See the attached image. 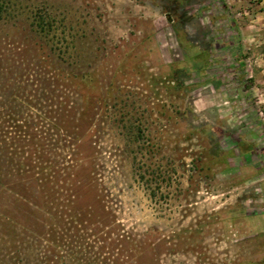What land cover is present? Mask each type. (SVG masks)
Instances as JSON below:
<instances>
[{"label": "rangeland", "instance_id": "1", "mask_svg": "<svg viewBox=\"0 0 264 264\" xmlns=\"http://www.w3.org/2000/svg\"><path fill=\"white\" fill-rule=\"evenodd\" d=\"M60 1L88 20L79 53L96 82L85 80L81 93L95 119L81 156L99 193L84 190L74 206L97 219L53 224V243L26 237L17 254L3 252L7 259L264 264V0ZM200 50L210 61L198 73ZM130 119L142 124L145 145L128 141L121 120ZM238 140L254 147L250 156L239 154ZM139 168L158 172L154 197ZM63 211L69 221L73 210Z\"/></svg>", "mask_w": 264, "mask_h": 264}, {"label": "trees", "instance_id": "2", "mask_svg": "<svg viewBox=\"0 0 264 264\" xmlns=\"http://www.w3.org/2000/svg\"><path fill=\"white\" fill-rule=\"evenodd\" d=\"M87 27L81 8L73 10L60 0H0V264H15L3 252L17 254L26 237L53 243V224L65 222L78 228L86 217L97 219L74 206L84 190L94 188L99 193L93 183L96 171L84 169L90 159L81 156L82 145H92L89 130L95 119L87 115L81 93L85 80L96 82L95 74L88 78L83 73L79 53L81 43L89 38ZM177 39L182 46L188 43L182 31H177ZM193 58L194 71L208 68L207 51L200 50ZM239 64L244 67L243 61ZM121 121L130 143L146 144L142 124ZM236 145L243 157L254 151L242 140ZM140 151L145 158L156 155L147 148ZM229 155L221 153V160ZM134 161H139L138 156ZM139 169L140 180L154 197L150 183L157 184L158 172ZM67 207L73 210L69 221L61 216ZM102 210L104 219L109 210L106 206ZM48 264L67 262L59 257L48 259Z\"/></svg>", "mask_w": 264, "mask_h": 264}, {"label": "crops", "instance_id": "3", "mask_svg": "<svg viewBox=\"0 0 264 264\" xmlns=\"http://www.w3.org/2000/svg\"><path fill=\"white\" fill-rule=\"evenodd\" d=\"M260 19H263V18H259V21H260ZM262 28L264 29V26ZM261 31H264V30H261ZM261 72H263V71H261Z\"/></svg>", "mask_w": 264, "mask_h": 264}]
</instances>
